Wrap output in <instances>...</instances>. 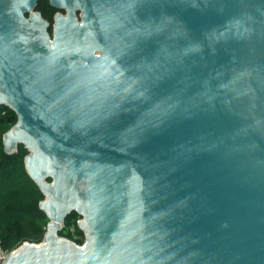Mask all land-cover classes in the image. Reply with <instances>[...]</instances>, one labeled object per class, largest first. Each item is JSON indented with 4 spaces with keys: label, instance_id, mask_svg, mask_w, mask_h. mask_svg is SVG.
I'll use <instances>...</instances> for the list:
<instances>
[{
    "label": "water",
    "instance_id": "water-1",
    "mask_svg": "<svg viewBox=\"0 0 264 264\" xmlns=\"http://www.w3.org/2000/svg\"><path fill=\"white\" fill-rule=\"evenodd\" d=\"M37 1L0 0L2 144L48 220L3 264H264V0Z\"/></svg>",
    "mask_w": 264,
    "mask_h": 264
},
{
    "label": "trees",
    "instance_id": "trees-1",
    "mask_svg": "<svg viewBox=\"0 0 264 264\" xmlns=\"http://www.w3.org/2000/svg\"><path fill=\"white\" fill-rule=\"evenodd\" d=\"M46 1L38 0L35 9H43ZM50 7L46 15L48 18L56 9ZM8 110L14 113L6 105L0 104V246L10 249L23 241L39 242L44 231L39 223L46 216L38 208L42 193L23 166L27 150L20 143L10 153L3 150L2 133L16 119V115L12 118L6 114ZM75 216H79L75 211L69 212L57 234L80 244L83 234L75 223Z\"/></svg>",
    "mask_w": 264,
    "mask_h": 264
},
{
    "label": "rangeland",
    "instance_id": "rangeland-1",
    "mask_svg": "<svg viewBox=\"0 0 264 264\" xmlns=\"http://www.w3.org/2000/svg\"><path fill=\"white\" fill-rule=\"evenodd\" d=\"M54 10H56L57 11V9H54ZM60 12H63L62 10L60 11ZM77 15H78V13H77ZM6 114L7 115H9L10 117H12V118H15V114L12 112V111H6ZM16 148H17V146L14 148L15 150H16ZM81 219V216H75L74 217V220H75V223L77 224V222L79 221ZM47 217H44L41 221H40V227H41V229H43L44 228V230H45V228H46V223H47ZM62 224H63V222L61 223V227H62ZM61 229V228H60ZM44 232V231H43ZM43 234V233H42ZM42 239V238H41ZM31 242V241H30ZM33 242V241H32Z\"/></svg>",
    "mask_w": 264,
    "mask_h": 264
},
{
    "label": "flooded vegetation",
    "instance_id": "flooded-vegetation-1",
    "mask_svg": "<svg viewBox=\"0 0 264 264\" xmlns=\"http://www.w3.org/2000/svg\"><path fill=\"white\" fill-rule=\"evenodd\" d=\"M50 8L51 7H50L48 1H46L44 8L41 10H38L40 12L41 16L49 22V29H50V24L53 21V14L56 12V10L52 11L51 16L48 18L46 15H47V12L51 10Z\"/></svg>",
    "mask_w": 264,
    "mask_h": 264
},
{
    "label": "built area",
    "instance_id": "built-area-1",
    "mask_svg": "<svg viewBox=\"0 0 264 264\" xmlns=\"http://www.w3.org/2000/svg\"><path fill=\"white\" fill-rule=\"evenodd\" d=\"M17 246V245H16ZM15 246V247H16ZM14 248V247H13ZM12 248L8 249V248H3L0 246V264H3L8 252L11 250Z\"/></svg>",
    "mask_w": 264,
    "mask_h": 264
}]
</instances>
